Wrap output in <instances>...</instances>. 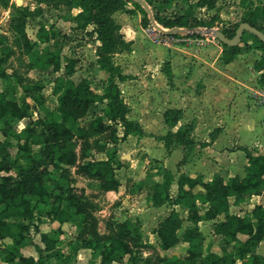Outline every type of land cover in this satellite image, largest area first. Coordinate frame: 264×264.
Listing matches in <instances>:
<instances>
[{
	"label": "trees",
	"instance_id": "trees-1",
	"mask_svg": "<svg viewBox=\"0 0 264 264\" xmlns=\"http://www.w3.org/2000/svg\"><path fill=\"white\" fill-rule=\"evenodd\" d=\"M37 1L53 8H80L75 16L76 27L85 30L92 26L89 32L100 41L96 50L98 63L107 71L108 78L102 93L93 88L89 77L76 82L73 75L78 69V59L67 57L63 64L60 53L50 48V42L60 34L53 25L40 26L37 37L41 45L37 46L29 37L26 25L30 16L42 12L36 14L23 8V11L11 17L10 28L29 55L28 66L33 69L52 68L62 73L54 79V92L58 101L56 111L44 108L45 115L21 131L15 130L14 124L32 117V105L26 99H10L4 91H0V261L6 264H46L50 257L55 259L50 264H70L79 250L86 248L92 253L97 252L103 263L125 260L127 264H137L134 248L141 246V242L133 235L134 229L127 220L122 222L119 231L115 230L106 238L94 230L93 238H83L80 243H74L68 252L58 245L61 227L47 231L41 228L42 224L53 221L60 225L78 222L86 211L84 203L74 193L72 178L66 175L67 167L73 166L78 160L79 143L84 161L78 171L101 180V187L108 191L120 185L116 170L123 166L120 158L121 142L130 134L145 135L140 124L127 116L129 108L124 101L120 83L131 76L112 59V54L119 46L124 45L123 49L129 47L120 33L119 24L113 18V13L125 8L128 0ZM132 1L146 16L149 15L140 2ZM144 1L151 6L154 0ZM161 2L152 12L156 22L165 29L176 27L181 31L194 30L211 24L195 14L198 7L206 4L205 0L191 2L185 12L170 15H162L165 8L160 6ZM2 3L8 6L7 0H2ZM39 7L42 11V7ZM241 22H248L263 31L264 4L250 8ZM241 22L221 31L233 37ZM179 33L170 35L179 36ZM248 33L253 41L248 42L243 34L245 50L261 51L254 67L260 71L259 84L264 86V42L255 34ZM192 35L197 36L194 33ZM7 40L8 36L0 33V78L14 76L21 89L32 95L37 105L44 107L42 84L25 81L16 70L12 74L7 72L5 63L14 53L13 46ZM221 45L224 63L232 62L242 52L240 44L229 46L221 42ZM164 70L171 79L168 62H165ZM97 103L104 104L102 112L88 125H84L83 119ZM181 116V110L169 109L165 113V120L174 125ZM118 126L122 127L121 135ZM193 130V124H187L160 138L168 148L174 142L192 148L197 144L192 135ZM103 134L110 142L103 146L106 155L104 158L93 157L90 154L91 139ZM11 148L16 149L15 154L11 153ZM239 148L245 152L247 159L243 177L216 174L212 180L206 181L201 176L191 177L182 172L176 179L170 169L163 167L160 175L162 180H152L148 187L154 186L155 192L145 193L148 205L158 207L170 204L173 207L180 206L185 211L182 213L173 208L163 219L159 228L163 247L173 248L180 242L188 246L185 257L165 255L148 264H237L238 261L241 264H264V255L257 251L264 241V205L245 207L253 195H260L264 191V150L255 152L248 147ZM153 161L160 163L158 160ZM175 181L178 189L176 195H172L171 188ZM144 186L145 180L134 182V187L138 189ZM40 204L43 205L42 210L39 209ZM202 206L207 208L203 210ZM232 206L239 207V210L232 212ZM219 215H223V218L216 219ZM204 220H212L213 232L222 237L219 250L206 246V236L200 227ZM32 229L40 235L39 243L35 241ZM135 231L138 232V229ZM95 238L98 242H95ZM30 247L35 248L37 257L19 252L21 248Z\"/></svg>",
	"mask_w": 264,
	"mask_h": 264
},
{
	"label": "rangeland",
	"instance_id": "rangeland-1",
	"mask_svg": "<svg viewBox=\"0 0 264 264\" xmlns=\"http://www.w3.org/2000/svg\"><path fill=\"white\" fill-rule=\"evenodd\" d=\"M7 1L8 6L4 5L2 0H0V33L8 36L7 42L13 46L14 53L5 63V68L9 74H12L15 70L18 71L25 81L42 84L43 93L45 95V106L40 107L33 100L32 95L26 94L21 89V86L14 76L10 78H0V91H4L8 98L18 101L26 99L32 105V117L16 122L14 124L15 130L21 131L32 121L38 119L39 117H43L45 115V109L52 112L56 111L58 107V101L57 95L54 92V79L58 74L62 73V71L55 72L52 68L33 69L28 66L29 55L22 49L16 35L10 28L11 17L17 12L23 11V8H26L27 10L29 9L36 14L42 12L39 15L30 16L27 19L26 30L31 40L35 41L37 46L41 45V42L37 37L41 25H45L47 27L53 25L54 28H58L60 34L56 39H53L50 42V48L60 53L63 64L65 63L67 57L78 59V69L73 75V78L76 82L83 77H89L91 79L93 88L98 92L103 91V87L107 80H104L102 77H100L102 69L99 66L96 55L98 42L95 38V35L89 32L92 29V26H89L85 30L76 27L75 16L77 15L78 9L67 8L65 6H60L59 8L48 7L44 3L39 4L37 0ZM197 1L198 0H162L160 6L165 8V10L162 11V15L185 12L191 2ZM205 1L206 4L204 6L198 7L195 11V14L199 18L208 20L211 22V24L198 27L194 30L183 29L180 31L179 36H172L170 34H165L156 30L154 25L151 23L150 16H146L144 12L139 10L134 5L132 0H128L126 7L122 10H119V12L128 15H138L146 32H148V34H150V36L156 41L164 42L166 38H170L174 39L172 41L190 46L189 52H185L187 55L189 54L188 56L191 62L190 65H195L194 61H200L202 70L200 71V74L209 72L208 74H210V76L213 78L215 77L216 79L217 75L220 74V70L217 69L216 65L214 64L218 51L210 54L206 49L208 48L207 44L213 43L216 45L220 43L221 45V41L216 35V30L221 31L224 28L232 26L234 23L241 22L250 8L259 4H264V0ZM159 2L160 0L153 1L152 5L150 6L153 12H155L156 8L159 6ZM12 4L15 5L13 6ZM39 6L42 7V11L40 10ZM193 33L197 34V36H193ZM244 36L247 38L248 42L252 43L253 39L249 37L248 32H246ZM240 46L242 47V52L237 58H240L243 61V70L245 71L246 75L242 78L244 84L242 85L243 89H241V92H245L247 95V100L245 102L250 103L248 98L253 97L255 100L257 99L256 89L258 84H256L255 81H252L253 79L251 78H254L257 74V69L254 67V64L257 60V57L261 56V51L258 49L246 51L245 41L243 40L241 41ZM123 47L124 45L119 46L112 54L114 63L120 57L116 53L123 50ZM221 47L223 49L222 45ZM245 61L248 62L244 63ZM226 71L229 72V70ZM198 84L199 85L196 92L201 93L200 89L202 88V83L198 82ZM258 89H260V87H258ZM236 102L237 107L239 109L243 108L242 110H244V118L242 117L244 121L246 117V108H244L241 99L237 100ZM103 105V103H97L94 105L83 119V124L88 125V123L93 121L94 118H96L102 112ZM258 123L263 126L264 118H260ZM118 132L120 135L122 134V127L118 126ZM202 133L200 132V134ZM240 134L246 135L247 132L242 129ZM108 143L110 142L107 140L106 134L100 135L95 139L93 137L91 139L90 154L96 158H104L106 155V150L103 148V146L104 144ZM198 145H200V142H197V144L193 146L194 148L192 147L193 149H191V153L195 152V154H197L200 152L201 147ZM262 146L263 147H261L259 150H264V142L262 143ZM120 148L121 153L125 151L122 150V146H120ZM10 151L12 154L16 153L15 148H11ZM77 152L78 160L73 166L67 167L68 171L66 175L69 177V179L72 178L75 185L74 193L82 200L86 211L83 213V216L79 218V221L75 223L68 222L60 225L59 222L53 221L52 223L47 222L41 225V228L44 231L50 230L51 228L57 229L58 227H61L62 232L58 242L60 248L66 250L67 252L71 251L74 243H80L83 238H93L94 230H97L100 235L106 238L115 230L119 231L122 222L127 220L132 229H134L133 235L140 239L141 242V246L134 248L137 264H148L150 261L156 260L157 258L165 255L171 257H185L187 255L185 254V247L183 244H177L173 248L165 249L159 237V228L163 223V219L165 218L164 216H167L174 207L170 204H167L166 207H163L162 209H154L151 205L147 204L145 199L146 192H155L154 186H152V188L148 187L152 184V180H162V177L160 176L163 168L162 163L160 164L153 160L149 161L148 159L146 168L143 170L141 168L139 171H136L137 177L140 176V173L143 171L142 179L129 176L126 173V169L124 168L117 169L116 175L120 180V185L118 188L105 191L101 187V180L78 171L79 166L84 161L81 157L82 152L80 143L78 145ZM134 152L136 153V156L144 157V154L142 153L143 151L140 149H138L137 152ZM136 180H145V186L143 189L134 187V182ZM257 200H249V202L245 204V207H251V205L253 206L254 204H258ZM258 201H264V194L263 197ZM202 207L203 210L207 208L206 206ZM42 208L43 205L40 204L39 209L42 210ZM231 210L232 212H236L239 209L236 206H232ZM178 211L185 213L184 209L180 206ZM221 217H223V215H219L216 217V219H221ZM203 226L205 231L210 230V226L205 222ZM135 229H138V232H136ZM182 229L179 231L180 235L182 234ZM31 233L34 236L35 241L39 243L40 235L37 234L34 229L31 230ZM221 240V236H217L215 233L210 231L209 233L207 232L205 244L206 246H210L213 249L215 248L219 250L222 242ZM95 242H98L96 238ZM261 249L263 252L261 254L264 255V246ZM19 252L37 257V252L33 247L21 248L19 249ZM52 262H55V259L49 257L46 264H50ZM0 264H2L1 261ZM70 264H127V262L124 260L113 263H103L97 252L92 253L90 249L82 248L73 258ZM237 264H241V262L238 261Z\"/></svg>",
	"mask_w": 264,
	"mask_h": 264
},
{
	"label": "crops",
	"instance_id": "crops-1",
	"mask_svg": "<svg viewBox=\"0 0 264 264\" xmlns=\"http://www.w3.org/2000/svg\"><path fill=\"white\" fill-rule=\"evenodd\" d=\"M75 8L80 11V8ZM113 18L119 24L124 40L129 44L128 48L116 53L120 57L115 62L131 76L120 83L124 101L129 108L127 116L138 122L145 132L143 136L130 134L122 141V150L125 151L120 152L123 162L121 168L126 169L129 176L142 179L143 171L138 177L136 171L145 169L149 159L160 161L163 167L174 173L176 179L182 172L191 177L201 176L206 181L212 180L216 174L243 177L247 159L245 152L239 147H248L256 152L263 147L264 142V125L258 123L260 118H264V104L253 97L248 98L250 103L245 102L247 95L241 92L244 84L242 78L246 76L243 61L236 58L230 63H224L221 59L223 49L220 43L207 44L206 49L210 54L218 51L214 64L220 70V74L215 79L208 74L209 72L200 74L202 71L200 61H194L195 65H190L189 54L185 53L189 52L190 46L172 41L174 39L170 38H166L164 42L154 40L146 32L136 14L128 15L118 10L113 13ZM97 42L99 45L100 41ZM165 62L169 63L171 79L164 70ZM100 68L102 69L100 77L107 80V71L101 66ZM259 74L260 71L257 70L256 76L251 78L258 84L257 89L262 86L258 82ZM198 82L202 83L201 93L196 92ZM240 99L246 108L244 121V110L239 109L236 102ZM169 109L182 111L181 118L174 125L168 124L165 120V113ZM187 124H193V138L200 142L198 146L201 148L197 154L191 153L194 147L189 148L175 142L168 148L160 138L169 132H176ZM242 129L247 132L246 135L240 134ZM138 149L143 151L144 157L136 156L134 151L137 152ZM177 189L175 181L171 188L172 195H176ZM263 194L253 195L250 200H259ZM258 200V204L264 205V201ZM166 205L152 207L162 209ZM174 208L178 210L179 206ZM204 222L210 226L209 231L204 230ZM212 224V220L200 223L205 236L207 232H213ZM179 244L184 245L187 254L188 244L185 242ZM263 246L264 241L258 247L259 253H263L261 249Z\"/></svg>",
	"mask_w": 264,
	"mask_h": 264
},
{
	"label": "water",
	"instance_id": "water-1",
	"mask_svg": "<svg viewBox=\"0 0 264 264\" xmlns=\"http://www.w3.org/2000/svg\"><path fill=\"white\" fill-rule=\"evenodd\" d=\"M137 1L140 2L144 6L146 11L149 13L151 23L154 25L156 30L162 33H165V34H175L181 31L180 28H176V27L167 30L161 25H159L153 16V12L150 6L144 0H137ZM246 31L255 34L257 37H259L264 42V32L252 26L248 22H241L236 30V34L233 37L226 36V34H224L222 31H217L216 35L219 37L222 43L229 45V46H235L241 43L242 36L244 32Z\"/></svg>",
	"mask_w": 264,
	"mask_h": 264
},
{
	"label": "built area",
	"instance_id": "built-area-1",
	"mask_svg": "<svg viewBox=\"0 0 264 264\" xmlns=\"http://www.w3.org/2000/svg\"><path fill=\"white\" fill-rule=\"evenodd\" d=\"M217 31L218 30H216V32ZM256 96H257L258 102L264 104V86H261L260 89L256 91Z\"/></svg>",
	"mask_w": 264,
	"mask_h": 264
}]
</instances>
